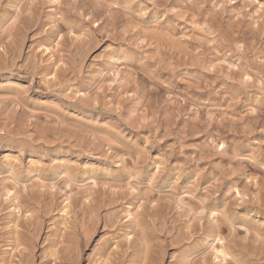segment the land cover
<instances>
[{
  "label": "rangeland",
  "instance_id": "374dc122",
  "mask_svg": "<svg viewBox=\"0 0 264 264\" xmlns=\"http://www.w3.org/2000/svg\"><path fill=\"white\" fill-rule=\"evenodd\" d=\"M0 264H264V0H0Z\"/></svg>",
  "mask_w": 264,
  "mask_h": 264
}]
</instances>
